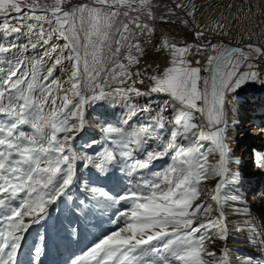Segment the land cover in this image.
Listing matches in <instances>:
<instances>
[{"label":"snow or ice","instance_id":"snow-or-ice-1","mask_svg":"<svg viewBox=\"0 0 264 264\" xmlns=\"http://www.w3.org/2000/svg\"><path fill=\"white\" fill-rule=\"evenodd\" d=\"M188 8L175 3L168 17ZM196 12L193 4L185 15L194 18ZM142 16L155 20L151 0H88L75 6L64 0H54L51 6L37 0H0V264H17L22 234L45 218L48 203L67 195L78 163L94 167L102 176L120 164L131 183L114 195L105 187L85 184L91 199L113 208L112 222L123 221V226L100 238L71 264H231L229 249H222L217 257L209 246L229 237L221 190L240 183V173L229 169L230 163L239 162L227 136L236 122L229 124L225 108L237 89L249 81L264 85V73L252 63L254 56L264 58V45L248 43L243 48L219 50L204 31H195L193 35L204 44L179 47L162 39L159 50L168 51V66L151 75L139 69L133 72L131 66L139 65L144 54L138 37L154 31L149 22H142ZM223 29L218 23L214 31L226 35ZM25 34L29 40L22 49L6 43ZM114 35L119 38L113 48ZM53 37L65 43L53 45L38 59L26 55L29 48L49 45ZM209 46L217 54L208 55L205 65L197 60L195 64L201 66H194L188 57ZM122 48L127 49L126 63L118 62ZM9 54L13 59L7 58ZM108 62L115 67L105 69ZM57 69L66 74L65 79L54 77ZM105 71L110 73L103 76L105 83L111 79L124 87L106 93L100 82ZM140 76L151 82L148 92L128 87ZM86 90L94 94L86 96ZM131 93L166 96L171 116L162 111L152 116L151 107L132 104L129 119L149 113L150 123L126 131L98 120L102 132L119 134V142L94 154L78 153L73 131L80 133L85 128L84 105L113 94L127 99ZM23 126L33 131L26 133ZM149 141L155 146L146 151ZM98 143L93 140L84 147L92 149ZM136 153H143L144 158H137ZM216 155L218 161L209 163V157ZM168 156L171 163L165 168L150 176L141 174L152 162ZM255 164L264 170V153L255 154ZM217 177L211 193L200 187ZM124 205L130 207L121 210ZM231 230L246 232L249 242L264 249V235L247 221ZM251 260L247 257L239 264Z\"/></svg>","mask_w":264,"mask_h":264},{"label":"rangeland","instance_id":"rangeland-1","mask_svg":"<svg viewBox=\"0 0 264 264\" xmlns=\"http://www.w3.org/2000/svg\"><path fill=\"white\" fill-rule=\"evenodd\" d=\"M173 4L185 3L189 5L185 12L190 10L191 5H195L197 9L195 17H190L194 21V27L209 31L214 35L221 34L217 29V24H223V31L227 34L226 37L237 40L247 39L254 45H264V0H169ZM41 5L51 6L54 4V0H37ZM68 5L75 6L81 2H88V0H64ZM255 4L256 9L243 8L238 10L237 5H248L252 6ZM260 6V7H259ZM37 14H42L38 12ZM142 22H149L150 26L154 31L144 37H138L141 46L144 50V54L139 57V65L131 66V71L135 72L138 69L147 74H154L158 70H162L168 66L169 53L167 50L161 52L159 50V43L162 39H167L171 43H175L177 46L182 47L186 44H194L193 35L189 32L188 27L183 26L179 22L170 19L164 20H153L147 21L145 17H141ZM16 26V25H14ZM47 28V25H45ZM27 33V30H23ZM115 31V29H113ZM83 40V33H81ZM118 35L112 37L113 48L115 47L114 41L118 39ZM29 36L27 34L21 36L12 37L6 43L8 45H14L16 49H22L25 44L28 43ZM135 42V41H133ZM65 43L63 39H57L53 37L50 44L44 48L31 49L29 48L26 55L32 59H38L43 55L45 50H50L53 45L62 46ZM218 49L220 48L218 44ZM241 45V44H240ZM18 54V53H17ZM216 52L209 51L208 55H215ZM107 56V50H105ZM127 55V49L122 48L121 56L118 62L126 63L124 56ZM198 55L193 58L189 57L196 66L195 61ZM255 57V56H254ZM8 59H13V56L9 54ZM54 58V54H53ZM255 60V61H253ZM252 63L255 66V70L264 73V64L260 63L255 59ZM50 64L51 61H48ZM261 66V67H260ZM105 69L115 67L112 62L105 63L103 65ZM260 68V69H259ZM154 69V70H153ZM208 75V73H206ZM66 74L61 73L59 69L54 73V77L65 79ZM103 76H110V73L105 71L102 74L101 83H104V90L106 93L113 92L115 87H124L118 83L109 79L107 83L104 82ZM141 79L145 80V88L151 87V82L148 81L147 76H140ZM136 87V85H133ZM69 85L64 84V88ZM148 92V90H147ZM145 93V92H144ZM94 93L91 90H86V96H92ZM156 98L155 100L151 99ZM132 104L137 105L139 108L149 106L152 109L150 113L155 116L158 112L162 111V114L166 117L171 116V108L169 107L166 97L161 94H150L136 96L134 93L129 94L128 98L125 99L118 95L113 94L105 100L89 101L84 105V119L85 128L80 132L76 133L73 131V135L77 136V139L73 142L75 150L80 154H94L96 151H102L104 148H111L119 142V134L104 133L98 124V120H104L112 123L114 126L122 127L126 131H130L131 128L140 127L150 121L147 120L149 113H143L136 117L129 119V110ZM228 112L227 119H230L232 124L235 121V126L232 127L230 134V146L233 156L239 161L238 163H230V171L240 173L239 184H229L221 190V196L223 197V210L226 212L227 220H229V239L239 240L248 244L252 249L251 251L245 250L244 248L239 251L230 252L231 264H239L247 257H251L250 264H264V255L262 248L257 247L253 243L249 242L247 233H239L232 231L233 225L242 224L247 221L249 225L255 227V229L262 235V223H264V170L259 169L255 164V156L248 150L255 144L254 137L252 134L248 136L243 134L246 129L243 126L246 124L248 130L255 129L258 131L257 139L261 143L256 149V153H264V85L257 82L249 81L248 83L241 86L231 97V103L226 105ZM249 124V125H248ZM253 126V127H252ZM22 130L26 133H31L33 130L30 126H23ZM92 134L91 138L88 133ZM247 133V132H246ZM243 135V137H241ZM107 137V139H105ZM96 140L99 141L94 148L88 149L84 147L87 143ZM155 145L149 141L148 145H145V150H151ZM208 144H205L207 147ZM131 147V146H130ZM243 149V150H242ZM255 150V149H254ZM137 158L143 159V153H136ZM212 157V156H211ZM215 157V156H214ZM215 160L211 161L209 157V163L215 164ZM171 163V156L164 157L163 159L152 162L148 168L141 170V174L150 176L155 171H160ZM121 165L118 164L113 168L112 172L106 176H102L94 167L86 168L83 163H78L76 180L70 187L67 195L58 198L56 203H48L50 205V211L48 214V223L44 226V222L33 224L28 228L27 234L34 240L41 241L43 235L49 233L52 241H56L60 246H66L68 241L80 242L83 238V244L79 246V256L87 250L88 247L92 246L95 242H98L103 236L110 234L111 231L118 230V227L123 226V221L119 224H114L112 221L115 219L113 215V208L108 207L104 201L97 202L89 196V193L85 191V184L89 187H105L106 190L116 194L122 192L127 186H130L131 178L127 177L124 172L121 171ZM116 178V179H115ZM119 178L121 182L117 180ZM212 180L210 178L206 182H202L200 187H208V191L213 189L214 183L211 186ZM259 192V193H257ZM231 198L228 202L227 198ZM71 197V199H69ZM213 202V208H215ZM126 205L121 210H125ZM76 215H75V214ZM245 217L246 220H241ZM256 219H258L256 221ZM255 220V221H254ZM86 230V233L79 236L80 230ZM71 230L72 236L67 237V241H62L63 232ZM39 237V238H38ZM220 244V240H216L213 245H209L213 250L216 251L217 257L222 255L221 251H217V247ZM232 248L236 249L237 246L233 245ZM238 249V248H237ZM20 264H23L20 261Z\"/></svg>","mask_w":264,"mask_h":264},{"label":"bare ground","instance_id":"bare-ground-1","mask_svg":"<svg viewBox=\"0 0 264 264\" xmlns=\"http://www.w3.org/2000/svg\"><path fill=\"white\" fill-rule=\"evenodd\" d=\"M151 2L153 4V6H154V13H155V17H156L155 19L156 20H161L160 19L161 16H164L165 19L175 20V21L179 22L180 24H182L183 26L188 27L189 32L192 35H193V33L195 31H204L207 35H210L212 37V39L209 40L212 44H218L219 45V47H220L219 50H223L224 47H231L232 45H237V46H240L241 48H243L248 43H251L247 39L241 40V42H239L237 40H232V39L226 37L228 39V40H226L224 38L225 37L224 35L219 34V35L216 36V35L210 33L209 31L200 29L198 27H194V26H196L194 21H192L190 17L186 16L185 12H181L179 9L176 10L178 12L179 16L173 15V16H171L169 18L168 17L169 8L173 7V5H174L169 0H151ZM262 5H263L262 9H264V3ZM243 8L256 9V6H255V4H252V6L237 5V9L238 10L243 9ZM183 20H188L189 23H187V24L182 23ZM193 38H194V40H193L194 44L202 45V44L205 43V41L202 40V39L201 40H197L194 35H193ZM209 51H211V47L210 46H209L207 51H202L201 53L196 54V56L198 55L196 61L199 60V61H201V65H205L206 64V58H207V56L209 54ZM189 57L193 58V57H195V55L189 56ZM255 58L260 63V65L264 64V58H261L259 56L253 57V59H255ZM253 61H255V60H253ZM201 65H196V66H201ZM202 74L203 75H207L206 72H203V71H202ZM147 75H150V74H147ZM138 89L142 93L147 92V90H149V89L145 88V85L140 84L139 82H138ZM155 99L156 98H154V99L152 98L151 100H155ZM166 101H168V104L170 103L167 97H166ZM228 112L229 111H227V109L225 108L226 119L228 117V115H227ZM227 120H230V119H227ZM229 124L231 125L230 121H229ZM243 128L246 129V131L243 132V134H245V136L246 135L248 136V134H252L253 136H255L254 137L255 144H252L253 146L248 150L249 152H252L253 155L255 156L256 149L261 144L259 142V140L257 139V135H258L259 129H258V131H256L255 129L248 130L249 128L247 127L246 124L243 126ZM232 131H233L232 127L230 126L228 128V131H227L229 146H230V143H231L229 136H230ZM87 135H89L91 138L93 137V135L90 134V133H88ZM241 137H243V135H241ZM205 144H208V142H205ZM230 148H231V146H230ZM215 158L218 161V159H219L218 155H216L215 157L214 156H212V157L210 156V160L211 161L215 160ZM229 169H230V167H229ZM215 179H216V181L212 180V182H211V186L214 183L213 188L215 187L216 182L220 178L217 177ZM117 180H118V182L119 181L121 182V180L119 178H117ZM204 188L208 189V187H203V189ZM209 193H211V191H209ZM257 193H259V192H257ZM227 199H228V202L231 201L230 195H229V198H227ZM222 201H223V197H222ZM56 202L57 201H53L54 204ZM214 205H216L215 202H214ZM128 207H130V205H126V208H128ZM49 211H50V205H46L45 218L43 220H41L42 222H44V226L47 225V223H48V221H47L48 219L47 218H48ZM224 213H225L224 223H227V225H228L229 220H227V216H226V212L225 211H224ZM28 219L29 218H25L26 222L28 221ZM241 220L242 221L246 220V218L242 217ZM257 220L258 219H256V221ZM263 220H264V217H263ZM33 224H36V223H33ZM33 224H31V225H33ZM27 231H28V229L22 234V240H21L18 252H17V264H20V261H22L23 264H71V261L79 256L78 254H79L80 250H78V249H79V246L83 244V238H82V240L80 242L68 241V244L66 246H60V245H58V243L56 241H52V238L54 236H51L49 233H46V235H43V238H42L41 241H39L40 240L39 239L38 241L34 240L33 242H31L32 238L28 236ZM261 232L264 234V223H262V231ZM72 233L73 232L71 230L64 231L63 235H62V241L66 242L67 241L66 240L67 237L72 236ZM85 233H86L85 229L80 230L79 236L81 235L80 237H82V235H84ZM211 245H213V244H211ZM233 245H236L238 249L237 248L236 249L232 248ZM37 246L40 247L39 255L36 254V247ZM243 248L245 250H249V251H251V249H252L248 244H245L244 242H240L238 239L237 240H233V239H229L228 238V239H225V240H220V244L217 247V251H221L222 249H229L230 252H234V251L236 252V251H239V250H241ZM261 252H263V255H264V249H262Z\"/></svg>","mask_w":264,"mask_h":264},{"label":"built area","instance_id":"built-area-1","mask_svg":"<svg viewBox=\"0 0 264 264\" xmlns=\"http://www.w3.org/2000/svg\"><path fill=\"white\" fill-rule=\"evenodd\" d=\"M134 79L137 81V83L135 84L136 85V88H138V80H140L141 78L140 77H134ZM133 85L131 83H129L128 87H132Z\"/></svg>","mask_w":264,"mask_h":264},{"label":"water","instance_id":"water-1","mask_svg":"<svg viewBox=\"0 0 264 264\" xmlns=\"http://www.w3.org/2000/svg\"><path fill=\"white\" fill-rule=\"evenodd\" d=\"M208 36V40H211L212 37L210 35H207ZM231 47H240V46H237V45H232Z\"/></svg>","mask_w":264,"mask_h":264}]
</instances>
